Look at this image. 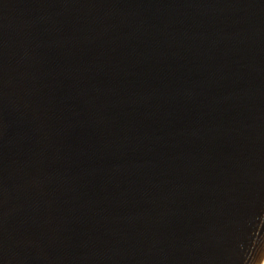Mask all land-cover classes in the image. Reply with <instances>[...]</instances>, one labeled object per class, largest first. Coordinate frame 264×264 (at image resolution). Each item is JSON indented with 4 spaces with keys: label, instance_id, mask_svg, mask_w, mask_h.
I'll list each match as a JSON object with an SVG mask.
<instances>
[{
    "label": "water",
    "instance_id": "water-1",
    "mask_svg": "<svg viewBox=\"0 0 264 264\" xmlns=\"http://www.w3.org/2000/svg\"><path fill=\"white\" fill-rule=\"evenodd\" d=\"M0 264H264V0H0Z\"/></svg>",
    "mask_w": 264,
    "mask_h": 264
}]
</instances>
